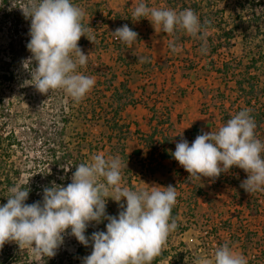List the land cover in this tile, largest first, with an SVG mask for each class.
Here are the masks:
<instances>
[{
	"label": "clouds",
	"instance_id": "clouds-1",
	"mask_svg": "<svg viewBox=\"0 0 264 264\" xmlns=\"http://www.w3.org/2000/svg\"><path fill=\"white\" fill-rule=\"evenodd\" d=\"M20 9L31 20L27 48L32 55L28 62L34 61L35 67L30 71V84L42 94L63 90L79 103L95 85L94 78L77 71L86 66L89 55L78 46L80 38L86 36L84 10L72 0H27ZM132 17L135 21L146 18L155 30L162 28L169 35L183 30L204 39L198 35L203 30L200 19L191 9L177 12L149 7L139 0ZM112 34L129 47L138 37L127 24ZM169 47L173 52L180 50L171 41ZM202 51L207 48L202 46ZM138 60L143 63L145 58ZM255 129L250 110L244 109L217 131L197 135L191 145L182 138L170 154L196 180L218 178L238 167L247 173L241 188L248 193L264 191V142L256 138ZM123 167L127 164L119 156L94 154L91 162L75 165L71 183L63 186L51 182L43 188L42 201L32 204L25 203L27 187H11L7 203L0 205V248L14 241L41 259L53 257L70 229V235L82 245L91 243L92 252L84 257L83 264H152L177 228L171 215L177 200L176 186L154 185L150 190L123 187ZM108 198L118 204L126 200V205L120 204L118 216L106 214ZM103 220L108 221L106 231L85 235L91 222ZM193 264H247V259L224 243L210 258L199 256Z\"/></svg>",
	"mask_w": 264,
	"mask_h": 264
},
{
	"label": "rangeland",
	"instance_id": "rangeland-1",
	"mask_svg": "<svg viewBox=\"0 0 264 264\" xmlns=\"http://www.w3.org/2000/svg\"><path fill=\"white\" fill-rule=\"evenodd\" d=\"M170 1L172 4L167 5L165 0H144L149 7L159 8L164 3L166 8L177 12L184 9L193 10L198 15L203 29L198 35H202L204 39L192 37L183 30H176L169 35L170 41L174 42L180 50L173 52L169 47V41L163 60L159 62L169 76L165 86L174 89L176 94L181 92V86L185 84L197 86L203 93V104L213 102L215 105H223L224 113L222 116L225 111L231 113L228 107L232 104L235 106L234 101L237 94L235 80L240 78L238 74L246 70L251 59L258 60L255 65V68H258L256 76L258 80H264V2L261 0L263 3H256V17L258 19L253 20L251 13L243 7L248 0ZM192 1L199 2L201 5L194 10L190 5ZM26 2L27 0H0L2 14L0 19V72L10 70L14 73L12 82L0 83V138L10 133L15 136V142L10 147L7 146V141L1 142L0 158L5 160L4 166L7 169H11L12 172L14 170L19 171L17 184L41 186L39 190L34 192V196L42 201L44 187L51 186L53 181L57 185L67 186L71 183L72 174L76 170L75 166L72 165V159L71 164L65 166L64 169L57 165V161L52 155V149L55 148L57 155L61 153V149L53 147V144H56L60 139L65 146H68L71 154L75 155L76 151L79 150L84 156V163L91 162V157L94 154H104L106 158L119 156L123 160L122 163L127 164V167H133L142 160L141 157L135 158L136 156L132 154V151L141 148L142 145L145 149L148 146L146 145L148 141L141 139V142H138L134 139H127V135L125 137L122 135L126 130L114 129L113 131L118 130L119 134L112 136L110 144L107 143V135L103 133L105 132L104 126H106L104 120L112 119L109 115L112 111L108 109L109 106L104 105L106 95H102L97 88L100 85L95 78L98 68L95 65L90 66L91 62L98 60L100 52L106 47L103 40L105 37L110 38L112 34V29L109 26L118 23V19L127 18L129 13L132 15L138 2L126 6L129 13L112 14L106 7H101L99 3H94L93 0H72L81 9L88 2L91 4L89 9L92 10L88 20L83 19L82 21L86 29L85 35L92 41L86 36H82L78 42L82 51L86 55L89 54L88 61L86 66L81 69L78 68L77 71L94 78L95 85L79 103L74 102L63 90H54L48 94H42L30 84V71L35 67L34 61L32 64L28 62L32 55L27 48L30 41L31 20L26 18L20 9ZM208 3L210 8L206 7ZM104 9L114 16L113 20H105L102 26L91 25V16L97 15L100 10ZM207 20L213 22V30L205 29ZM217 23L221 27L215 26ZM106 24L108 27L105 29ZM233 26L238 28L236 35L228 42L227 47L219 48L215 54H211V47L206 36L211 33L221 34L224 28ZM255 26L259 30L256 33ZM137 33L138 37L135 42L143 39L141 33ZM221 39L224 43V38ZM215 40L213 38L216 43ZM202 46L207 48L206 52L202 51ZM147 48L150 52V45ZM151 56L150 54L149 57ZM223 62L228 65L225 81L216 71L222 69ZM247 70L254 73L253 69ZM115 83L118 85L117 82ZM102 84L103 88L111 86V78L104 80ZM121 84L120 87H122ZM93 111L94 114H92ZM202 111L207 113L208 110L206 107H202ZM63 118L67 120V123L63 127V135H60L61 119L63 120ZM115 124L117 125V123ZM82 138H84L83 142L80 141ZM158 144L159 142L154 144L155 147L158 148ZM121 149L124 151V157H121ZM134 181H136L135 177ZM226 200L228 199L226 198ZM231 202L225 203V218L233 215L230 210L235 209L232 205L234 200ZM120 204L108 198L106 214L118 216L119 211L122 210ZM262 207H264V203ZM107 223V220H103L99 224L91 222L85 234L89 231H106ZM70 232L71 230L68 229L64 234V241L56 250V254L65 251L70 256L81 244L74 236L70 235ZM26 250L32 259L40 261V257L35 256L29 249L26 248ZM87 250L88 252L77 262L74 263V259L70 257V261H65L64 264H83L84 257L92 252L91 243Z\"/></svg>",
	"mask_w": 264,
	"mask_h": 264
},
{
	"label": "crops",
	"instance_id": "crops-1",
	"mask_svg": "<svg viewBox=\"0 0 264 264\" xmlns=\"http://www.w3.org/2000/svg\"><path fill=\"white\" fill-rule=\"evenodd\" d=\"M93 2L106 7L112 14H122L129 13L126 7L128 4L139 0ZM163 4L159 8H166ZM90 5L87 2L82 6L85 21L92 11ZM124 24L140 32L143 39L129 47L125 43H117L115 37L112 38L113 34L110 38L105 37V49L90 66L98 68L95 78L100 85L97 88L102 95H106L104 105L112 111L109 114L111 120L125 127L123 130L127 132L122 135L138 142L145 138H151L154 144L159 142V149L149 146L143 149V145L142 149L139 148L142 151L135 158L141 157L142 160L137 163L138 166L122 168V186L132 190H150L154 185L176 186L177 200L171 215L176 220L177 228L168 236L162 249L166 257L158 264H193L199 256L210 258L214 250L224 243L243 254L247 264H264V213L247 216L245 199L239 203L240 199L237 198L232 205L243 211L241 218L237 220L232 215L225 218V203H232L229 194L235 189L225 184V173L218 178L204 177L196 180L189 177V173L170 154L182 138L191 145L197 135L217 131L225 124L222 119L223 105H215L213 102L203 104V93L194 85L181 86L182 90L177 94L174 89L167 88L165 84L169 76L159 62L165 55L170 41L169 34L162 28L155 30L146 18L135 21L130 13L127 18L118 19V23L109 27L113 31ZM138 57L145 58L144 62H139ZM109 78L112 85L103 88L102 83ZM121 83L125 86L120 87ZM123 97L126 99H120ZM202 107H206L207 113L202 111ZM104 128L103 133L106 135L119 134L118 130L109 132L107 126ZM164 140H168L169 145L163 144ZM165 152L169 156L161 159L160 155ZM119 203L126 205V200L122 199ZM230 211L234 212L233 208ZM225 220L230 230L225 231ZM206 225L211 226L213 232V238H207V246L204 245L206 239L200 234Z\"/></svg>",
	"mask_w": 264,
	"mask_h": 264
},
{
	"label": "trees",
	"instance_id": "trees-1",
	"mask_svg": "<svg viewBox=\"0 0 264 264\" xmlns=\"http://www.w3.org/2000/svg\"><path fill=\"white\" fill-rule=\"evenodd\" d=\"M264 2V0H262ZM261 0H248L247 4L244 7L245 10L249 11L251 13V17L253 20H257L256 17V3H263ZM165 3L167 5L172 4L170 0H165ZM210 3V2H209ZM207 4L206 7L210 8L211 6ZM215 3V1H214ZM1 5V4H0ZM194 10H196L201 4L199 2L192 1L191 4ZM217 7V6H215ZM4 15V14H3ZM2 18L1 14V8H0V19ZM241 18V17H239ZM207 24L205 25V29L213 30V22L211 20H207ZM216 23V22H215ZM255 23V22H253ZM217 27L219 24H215ZM254 27V26H253ZM238 27H231V28H224L221 31V34L218 33H211L206 36L207 41H209V45L211 47L210 53L215 54L219 48L227 47L228 42L234 38L236 35ZM257 30V31H256ZM258 28L255 26V33L258 32ZM224 38V41L222 42L221 38ZM213 38H215L216 43L213 41ZM258 60L257 59H251V63L248 64L246 67V70L239 73L238 75L240 78L235 80V87H236V97H235V106L230 105L228 107V110L231 113H227L225 111V114H223L222 119L225 121V123L231 119L236 113H238L241 110L249 109L250 115L254 118L256 123V129H255V135L256 138L261 140V142H264V102L262 100L264 99V80H258L256 71L258 68H255V65ZM227 63H222V69L216 70L217 74L220 75L223 80L225 81V76L227 73ZM82 67H79L81 69ZM247 69H253L254 73L249 72ZM14 79V73L10 70H6L4 72H0V83L1 82H12ZM122 87H124L123 84H121ZM95 112L93 111L92 114ZM62 121V128L60 130V135H63V127L67 123V120L63 118ZM112 120H104V123L107 126V130L110 132L116 128L121 131L124 129V126H118L115 124V122ZM5 140L7 141V146L10 147L12 143L15 142V136L10 133L2 138H0V145L1 142ZM107 143L110 144L112 140V135L106 136ZM144 140L148 141V145L150 148H155L154 142L151 140V138H145ZM81 142L84 141V138L80 140ZM163 144H168V140H164ZM53 147H58V149H61V153L58 155L56 154V150ZM52 149V155L57 161V165H60L62 169L65 168V166H68L71 164V159L73 160L72 165H79L80 163H84V156L81 154L79 150L76 151V154L73 155L70 153V150L68 146L64 145L62 140L60 139L56 144H53ZM90 150V148H89ZM141 149L134 150L133 154L138 156L141 153ZM166 151V150H163ZM121 157H124V151L123 149L120 150ZM169 156L166 152L161 154V159H165ZM262 156H264V153H262ZM4 159L0 158V205H3L7 203V195H9V189L13 186H21L22 188H28L29 189V196L28 199L25 201L26 204H32L34 202L40 201L39 198L34 196V192L36 190H39L41 186L34 185L28 186L26 184H17L19 179V171H11V169H7L4 166ZM247 179V173L238 168V167H232L227 173H225V184L234 187V191L232 194H229V198L232 200L240 199L239 203L245 199V212L247 213V216H249L252 213H264V207H262L261 202L264 201V191H257L253 193L246 192L243 188H241V182ZM238 203V202H237ZM238 203V205H240ZM243 211L241 209H234L232 217H235L237 220L241 218V213ZM229 223H227V220H225V231L230 230ZM240 226V225H239ZM238 227V226H237ZM241 227V226H240ZM239 227V229H240ZM93 232H88L85 234L86 236L90 237ZM88 247V246H87ZM87 247L80 244L77 246L74 254L68 256L67 252H60L56 254L54 257H45L44 259L40 258V261L38 262L34 258L32 259L31 256L28 254L26 248H19L18 244H16L14 241L6 242L2 248H0V264H64L65 261H70V257L74 259V263L77 262L82 256H84L88 250ZM166 253L161 252L159 256H157L153 261L152 264H158L161 262L166 256ZM70 264V263H68ZM176 264V263H175Z\"/></svg>",
	"mask_w": 264,
	"mask_h": 264
},
{
	"label": "built area",
	"instance_id": "built-area-1",
	"mask_svg": "<svg viewBox=\"0 0 264 264\" xmlns=\"http://www.w3.org/2000/svg\"><path fill=\"white\" fill-rule=\"evenodd\" d=\"M113 17L114 16L110 12H108L107 10H105V9L104 10H100L97 15L91 16V18H90V24L93 25V26H102V24L104 23L105 20H108L109 19L111 21V20H113L112 19ZM115 41L117 43H122L120 40H118L116 38H115ZM200 234L202 235L203 238L206 239V240H204L205 241L204 242V245L207 246L208 245V239L213 238V235H212L213 232L211 231V226L206 225L205 227H203L200 230Z\"/></svg>",
	"mask_w": 264,
	"mask_h": 264
}]
</instances>
